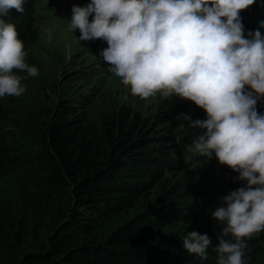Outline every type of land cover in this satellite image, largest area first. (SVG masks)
<instances>
[{"label": "trees", "instance_id": "trees-1", "mask_svg": "<svg viewBox=\"0 0 264 264\" xmlns=\"http://www.w3.org/2000/svg\"><path fill=\"white\" fill-rule=\"evenodd\" d=\"M39 1L0 17L16 26L25 62L37 69ZM240 15L246 38L257 29L264 36V0ZM13 72L30 88L26 72ZM83 96L47 109L32 98L0 97V264H215L212 248L202 260L182 245L192 231L207 234L212 247L222 235L211 213L223 201L199 187L213 178L208 163L186 150L204 131L185 120L188 138L185 129L169 132L158 113L124 106L86 114L75 105ZM162 104L193 121L208 118L179 96ZM257 111L264 114V98ZM244 259L264 264V231L247 240Z\"/></svg>", "mask_w": 264, "mask_h": 264}, {"label": "clouds", "instance_id": "clouds-1", "mask_svg": "<svg viewBox=\"0 0 264 264\" xmlns=\"http://www.w3.org/2000/svg\"><path fill=\"white\" fill-rule=\"evenodd\" d=\"M255 3L91 0L85 7L73 6L69 24L70 30H80V40L107 42L100 56L133 96L175 94L207 113L206 120L177 117L188 120L192 129L205 130L186 146L187 152L207 163L217 158L221 167L227 165L247 182L211 213L224 225L218 246L197 231L182 239L183 248L202 260L212 248L215 264H246L247 240L264 231V114L257 111L264 98V36L257 29L246 38L240 15ZM23 4L0 0V17L11 9L23 13ZM24 49L16 26L0 18V97H20L26 91L14 69L30 77L39 74L25 62Z\"/></svg>", "mask_w": 264, "mask_h": 264}, {"label": "rangeland", "instance_id": "rangeland-1", "mask_svg": "<svg viewBox=\"0 0 264 264\" xmlns=\"http://www.w3.org/2000/svg\"><path fill=\"white\" fill-rule=\"evenodd\" d=\"M89 3L91 0H40L35 5L39 40L32 47V52L37 59L39 74L36 77L27 76L30 88L24 85L26 91L17 99L23 102H28L29 98L39 100L42 107L47 109L71 95H84L81 102L75 100V105L79 106L83 113L98 114L109 108L122 106L134 109L140 115L141 111L147 116L158 113L167 119L163 127H168L169 132L185 129L188 137L189 123L177 119L181 116V110L176 108L170 111L162 104L165 100L177 97L175 94L166 97L157 93L148 99L133 96L130 86H124L120 78L109 72L110 65L100 56V52L108 47L107 42L103 39L83 41L79 39V29L75 32L70 30L73 6L85 7ZM94 15L89 17V22H92ZM8 98L9 96L6 97ZM31 106L32 104L28 109ZM191 155L199 160V164L207 163L205 157L194 153ZM209 164H215L214 159L208 163L209 174L213 178L203 179L199 187H210L216 191L206 199L219 200L231 191L246 186V181L238 179L239 173L227 165L216 168ZM221 225L224 226L222 223Z\"/></svg>", "mask_w": 264, "mask_h": 264}]
</instances>
